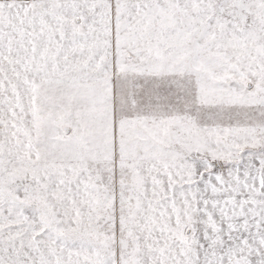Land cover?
I'll use <instances>...</instances> for the list:
<instances>
[{
	"label": "snow or ice",
	"instance_id": "obj_1",
	"mask_svg": "<svg viewBox=\"0 0 264 264\" xmlns=\"http://www.w3.org/2000/svg\"><path fill=\"white\" fill-rule=\"evenodd\" d=\"M0 264H264V0H0Z\"/></svg>",
	"mask_w": 264,
	"mask_h": 264
}]
</instances>
